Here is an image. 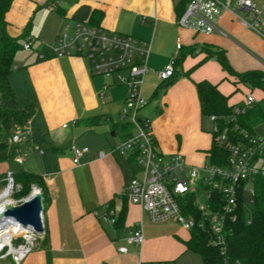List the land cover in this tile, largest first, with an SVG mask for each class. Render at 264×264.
<instances>
[{
    "label": "crops",
    "instance_id": "1",
    "mask_svg": "<svg viewBox=\"0 0 264 264\" xmlns=\"http://www.w3.org/2000/svg\"><path fill=\"white\" fill-rule=\"evenodd\" d=\"M180 1L13 0L6 15L9 33L13 36L21 32V36L34 16L35 23H31L27 36L33 45L40 47L21 65L20 77L28 89L25 106L34 105V113L27 125L12 130V133L25 130L26 142L21 140L0 147V192L7 182V171L38 173L45 182L42 190L45 234L21 264H163L180 263L187 258L198 261L191 254L195 252L187 250L184 243L190 232L177 220L152 223L143 207L129 200L133 169L124 159L109 153L118 142L115 137L119 130L125 127L118 116L126 87L95 74L87 58L56 55L45 43L49 38L56 41L60 17L65 20L71 17L84 2L101 12L98 26L146 42L149 68L144 76L143 95L149 101L162 88L164 91L159 114L153 120L142 117L151 121L156 142L165 154L181 152L190 164L202 167L208 162L213 134L204 129L196 83L209 80L217 84L231 106L243 99L241 95L231 102L225 80L235 84L239 81L215 57H206L207 48L224 49L238 72L264 71V41L255 30L244 26L231 11L213 0L200 1L214 10L218 29L205 24L199 28L181 26L178 20L186 6L183 10L177 7ZM255 3L262 6L264 0ZM52 5L57 7L51 8ZM49 20L58 22L55 29L47 26ZM13 24L17 29L10 27ZM44 31L51 35H43ZM186 50L190 53L182 58ZM40 52L45 54L44 58H40ZM173 57L175 75L169 81H162L158 71ZM15 68L20 66L15 64ZM18 79L12 72L10 81L19 99L16 87L17 84L22 87V83H17ZM94 116H101L99 122L87 125ZM161 118L164 127L178 132V136L164 137V127H159ZM34 129L46 137L47 147L43 154L39 152L41 156L34 148L40 142H34L30 135ZM30 136L32 142H28ZM74 145L90 149L78 163L73 161ZM99 152L105 156L99 158ZM18 156L23 158L22 164L17 162ZM108 208L115 209V222L103 219ZM123 209L125 215L120 221ZM138 224H142L143 244L135 242L131 233ZM0 264L14 263L8 257L0 258Z\"/></svg>",
    "mask_w": 264,
    "mask_h": 264
},
{
    "label": "built area",
    "instance_id": "2",
    "mask_svg": "<svg viewBox=\"0 0 264 264\" xmlns=\"http://www.w3.org/2000/svg\"><path fill=\"white\" fill-rule=\"evenodd\" d=\"M213 1L224 10L231 11L244 26L255 30L264 41V4L259 6L253 0ZM212 12L214 10L200 0H189L178 21L184 27L199 28L205 24L218 29L217 21L210 17ZM65 22L63 31L57 35L55 45L49 50L59 56L85 57L90 61L95 74L112 78L115 83L126 87L121 110L125 127L121 139L110 148L109 153L124 159L133 169L134 175L128 186L129 200L141 205L152 223L177 220L189 232L196 226L208 225L214 243L220 244L225 250L227 220L236 219L239 200L243 196L251 216L256 197L255 180L258 177L264 178V119L250 127L243 120L253 109L260 107L264 112V77L261 86L243 83L249 91L243 94L241 102L232 106L229 114L209 116L213 124V140L228 152L225 163H208L202 167L192 165L181 152L165 154L156 142L151 121L140 115V110L148 103L142 92L144 76L149 68V48L146 42L130 34L93 25L89 19L69 17ZM23 48L33 49L31 38L25 41ZM44 57L45 54L40 52V58ZM175 72L176 58L173 57L158 71V76L162 81H169ZM103 95L104 91L101 93ZM21 138L20 132H14L8 142L18 144ZM34 148L44 153L39 143ZM72 150L73 161L78 163L90 149L88 146L74 145ZM98 156L103 158L105 153L99 152ZM16 160L23 163L21 156ZM5 178L8 186L12 185L13 189L16 184L14 173L7 171ZM199 179L204 180L207 188L201 194L197 189ZM215 191H219V196L213 198ZM202 194L205 200L198 202ZM188 197H192L193 203L202 211L200 218L183 212L182 203ZM115 217L114 208H108L103 214V219L109 222H115ZM42 218L44 220L43 214ZM19 226L21 230L14 236L19 242L14 244L12 239L11 244L0 249V258L9 257L14 264H21L39 246L43 237L32 227ZM131 233L135 242L143 244L145 236L142 224H138Z\"/></svg>",
    "mask_w": 264,
    "mask_h": 264
},
{
    "label": "trees",
    "instance_id": "3",
    "mask_svg": "<svg viewBox=\"0 0 264 264\" xmlns=\"http://www.w3.org/2000/svg\"><path fill=\"white\" fill-rule=\"evenodd\" d=\"M188 1L181 0L177 7L183 10ZM12 2L13 0H0V147L6 144L4 137L10 136L15 127L27 125L34 113V105L21 106L10 81V75L15 69L16 54L28 40L27 35L31 26L29 22L26 30L19 37L9 33L6 15ZM57 10L60 11L61 8L59 7ZM100 17L101 12L93 9L86 2L81 3L71 16L77 20L89 19L93 25L98 24ZM22 39L25 40L23 43ZM189 51H184L182 58L190 53ZM206 57H215L224 70L235 76L236 81L253 86L262 85L264 71H236L230 64L224 49L207 48ZM196 87L203 116L212 114L222 116L231 112L232 106L228 103L229 98L219 90L217 84L209 80H202L196 83ZM100 117L94 116L87 122V125H95L99 122ZM263 119L264 112L259 107L251 110L243 120L244 124L250 127L253 123ZM227 154V150L213 140L208 161L214 164H224ZM14 179L15 183L21 185L16 197L27 195L33 184L43 190L45 183L41 174L27 171L14 174ZM255 186L256 197L251 216L248 214L245 196H243L239 200L236 219L229 218L227 220L225 250L220 244L214 243V236L208 225L205 227L196 226L190 231V237L184 241L187 250L199 254L204 264H264V178L258 177L255 180ZM217 196H219V191L213 193V198ZM188 198L182 203L183 212L200 218L202 211L193 203L192 197ZM123 215H125V209L122 210L118 220L121 221ZM249 220L250 222H248Z\"/></svg>",
    "mask_w": 264,
    "mask_h": 264
},
{
    "label": "rangeland",
    "instance_id": "4",
    "mask_svg": "<svg viewBox=\"0 0 264 264\" xmlns=\"http://www.w3.org/2000/svg\"><path fill=\"white\" fill-rule=\"evenodd\" d=\"M209 1H211V0H209ZM255 2H257V1H259V0H254ZM215 5V4H214ZM45 8H47L48 9V7L45 5ZM45 8H40V9H45ZM56 12V14H58L57 13V11H55ZM214 14L215 13H210V17L211 18H214ZM241 14H243L242 12H241ZM61 19H59L60 20V22H61V28H60V32L61 31H63V28H64V26H65V19L61 16L60 17ZM34 20H35V17L33 16L30 20H29V22L30 23H35L34 22ZM58 21V20H57ZM56 23H58V22H54V21H48V25L47 26H51V28H53V29H55V24ZM13 26V27H12ZM10 27H12V28H14V29H17V26L16 25H10ZM59 32V33H60ZM11 33V32H10ZM21 32H16V34L15 35H13V36H16V37H18L19 36V34H20ZM58 33V34H59ZM47 35V34H49V33H47L46 31H44L43 32V35ZM51 35V33L48 35V37ZM22 41V43L25 41L24 39H22L21 40ZM46 44H47V49L48 48H50L51 46H54L55 45V41H54V38H49L46 42H45ZM40 46H38V45H33V49L31 50V52L29 51V50H26V49H24L23 48V46L18 50V52H17V54H16V57H15V64H17L18 66H20V68L19 69H14V71H13V77H17V78H19L18 80V82L17 83H19V84H21L22 83V87H20V86H18V84H17V87H16V90H17V92L19 93V99H18V101L20 102V104H21V106L22 107H26L25 105L27 104L26 103V98H27V91H28V89H27V87H25L24 86V79H21V77H20V75H22L23 73H21V72H23L22 71V68H21V65H23V63H24V61L27 59V58H29L32 54H34V52L35 53H37V49L39 48ZM101 76V75H100ZM23 77V76H22ZM101 77H104V76H101ZM105 78V77H104ZM237 85H239V87H240V89H238L237 88ZM235 86V87H234ZM224 87H226V89L228 90V91H230V99H231V102H233V101H236L237 99H239L240 98V96L241 95H243L244 93H246L247 91H249V88H248V86H246V85H244L243 83H240V82H238L237 84H235V83H231L228 79H226L225 80V83H224ZM163 91H164V88H162L160 91H159V94L156 96V98H153V99H150L149 97H147V98H149V101H148V104L147 105H145L141 110H140V115L141 116H144V117H150L152 120L154 119V117H155V114L156 115H158L159 114V112H160V108H162V104H161V94L163 93ZM123 106H124V99H123V104H122V106H121V109H120V111L123 109ZM119 118H120V121H122V122H124L123 121V119H122V117H121V113L119 114V116H118ZM203 119H204V129L206 130V131H208V132H210L211 134H212V130H213V124H212V122H211V120H210V118H209V116H204L203 117ZM164 127V119L163 118H161V121H159V127ZM19 128V127H18ZM123 132V130L122 129H120L119 130V132H118V135L115 137V139L117 140V141H119L120 139H121V137H122V133ZM178 132H174V131H172L170 128H165L164 127V130H163V135H164V137L165 138H167V139H169V138H171V136L172 135H175V136H178V134H177ZM27 133H26V131L25 130H21L20 131V135H21V137H22V139L21 140H24V136L26 135ZM29 135V134H28ZM30 135H32V133L30 134ZM212 137H213V135H212ZM8 138H9V136L7 135V136H5L4 137V140H5V142L7 143V145H9L10 146V144L11 143H9L8 142ZM33 138V137H32ZM34 140V139H33ZM24 142H26L25 140H24ZM28 142H32V139H31V136L29 137V139H28ZM35 142V141H34ZM24 143H21V145H23ZM40 145L43 147V148H45V147H47V144L46 143H40ZM12 147V146H11ZM13 148H15V147H13ZM11 149V148H10ZM161 149V148H160ZM35 152H37L40 156H41V154L39 153V151H36L35 150ZM209 163V161L207 162V164ZM202 174H203V172H202ZM204 180L203 179H199V181L197 182V189H198V191H199V194H201V193H203V192H206V190H207V188L205 187V183L203 182ZM33 186H37V185H35V184H33ZM32 186V187H33ZM8 187V183L6 182L5 184H4V188H3V190H5V188H7ZM20 188H21V185L20 184H15L14 185V187H13V189L11 190V192H10V194H9V196H8V199H10L11 201H13L14 203H21L24 199H26L28 196H29V194H30V192L27 194V195H25V196H22V197H16V194H17V192L18 191H20ZM3 190L0 192V194L3 192ZM32 190V189H31ZM204 194H202L201 195V197L198 199V202H204V200H205V198H204V196H203ZM3 200L2 199H0V203L2 202ZM248 207H250V206H248ZM249 209L250 208H248V211H249ZM10 225H11V223H10ZM17 234V233H16ZM15 234V235H16ZM14 240H13V243L15 244V243H18L19 241L14 237L13 238ZM2 244V241H1V239H0V245ZM191 254H195L197 257H196V259L198 260V261H195V260H191V259H189V258H187V260H184V261H181L180 263H175V262H169V263H163V264H204L203 263V260L201 259V257L199 256V254H197V253H191ZM196 262H198V263H196Z\"/></svg>",
    "mask_w": 264,
    "mask_h": 264
},
{
    "label": "water",
    "instance_id": "5",
    "mask_svg": "<svg viewBox=\"0 0 264 264\" xmlns=\"http://www.w3.org/2000/svg\"><path fill=\"white\" fill-rule=\"evenodd\" d=\"M32 137L37 142H46V137L38 129L32 130ZM44 211L43 191L40 187L33 186L29 196L21 203L5 201L1 204L0 227L10 223L21 224L25 227H32L39 236H43L45 234V225L42 218Z\"/></svg>",
    "mask_w": 264,
    "mask_h": 264
},
{
    "label": "bare ground",
    "instance_id": "6",
    "mask_svg": "<svg viewBox=\"0 0 264 264\" xmlns=\"http://www.w3.org/2000/svg\"><path fill=\"white\" fill-rule=\"evenodd\" d=\"M11 190H12V185H9L0 194V199L3 200L0 203V206L5 201H11L10 199H8V196H9ZM20 230H21V228H20L19 224H13V223H11V225L7 224L6 226L0 227V239L2 241V244L0 245V249L2 247H4L6 244H11L13 237L15 236L16 233L18 234L20 232Z\"/></svg>",
    "mask_w": 264,
    "mask_h": 264
}]
</instances>
